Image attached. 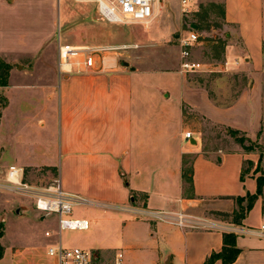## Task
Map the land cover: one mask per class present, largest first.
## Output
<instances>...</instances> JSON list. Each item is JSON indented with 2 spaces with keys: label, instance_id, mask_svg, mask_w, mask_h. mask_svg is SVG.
I'll return each instance as SVG.
<instances>
[{
  "label": "crops",
  "instance_id": "0c3cea01",
  "mask_svg": "<svg viewBox=\"0 0 264 264\" xmlns=\"http://www.w3.org/2000/svg\"><path fill=\"white\" fill-rule=\"evenodd\" d=\"M75 1L84 7L72 0H0V68L6 72L0 165L53 174L64 192L87 201L74 207L84 209L74 218L88 220L89 228L63 241L62 232L55 235L56 216L35 213L53 237L20 234L24 244L2 246L0 264H51L46 250L58 242L93 251L96 264H114L118 256L122 264H205L221 252L228 233L239 250L230 264H264V186L240 224L221 218L238 211L236 198L255 194L260 175H244L243 165L250 161L255 168L258 156L205 152L195 131L184 139L185 108L248 139L263 131L264 0H220L224 30L214 67L222 78L212 89L163 62L150 70L122 66L112 52L102 64L96 57L92 69L61 68L59 47L110 48L106 26L119 25L95 22L97 5ZM198 3L188 2L192 8ZM100 35L107 41L98 43ZM216 43L219 38L204 44L214 50ZM183 170L191 182L183 180ZM19 198L0 196L2 225V213L13 210L17 219L26 211L28 203ZM178 215L193 228L171 222Z\"/></svg>",
  "mask_w": 264,
  "mask_h": 264
},
{
  "label": "rangeland",
  "instance_id": "374dc122",
  "mask_svg": "<svg viewBox=\"0 0 264 264\" xmlns=\"http://www.w3.org/2000/svg\"><path fill=\"white\" fill-rule=\"evenodd\" d=\"M72 2L73 4L78 3L75 0H72ZM159 3H162V6L159 7L161 13L155 16L156 18L147 26L139 24L106 26L109 30L107 38H109L110 48L96 47L97 45L88 46L90 48L107 49V51L101 54L99 52L96 55L99 59L102 57L106 58L108 53L112 52L113 56L120 62H127L138 70H150L156 62H163L169 64L168 69H177V72L180 73L182 71L180 68L182 60L180 57L179 39L188 35V32L192 30L191 25H196L197 41L189 50L188 61L200 64V67L196 71L183 72V75L187 80L207 89H212L215 85L219 86V81L222 77L214 66L217 64H215V60L219 58V45L222 43L218 34L223 33L224 30L220 0H199L198 5L194 6V8L190 4L185 6L182 4L178 5L173 0H160ZM78 6L84 7L80 3H78ZM95 22L102 23L105 21L101 20L98 15L95 17ZM152 32L157 35L165 32L167 37L164 38L162 35L152 36ZM102 36H97L98 43L107 41V38ZM215 38H219V43H216V49L212 50L210 49V44L208 46L204 44L205 42L213 41ZM0 76H6L4 69L0 68ZM229 78H224V81H231V78ZM184 115L186 121H189L187 125L189 128L186 132L195 131L197 141L201 143L205 152L239 150L245 153H255L259 158L257 165L253 168L252 162H245L243 174L258 173L261 175L264 172V128L257 136L248 139L243 134L229 131L201 119L196 114L189 112L187 108L184 109ZM191 123L194 125H191ZM6 168L7 166L0 165V171H4ZM53 179V174L50 172L46 174L45 170L37 171L24 168V181L34 187H46L54 181ZM8 194L12 193L7 190H0V196ZM19 199L24 203H28L25 204L26 211L19 215V218L16 219V213L13 210L9 213L10 215H7V212L2 213L6 218H4L3 235L0 242H2L1 246L10 249L11 247L24 244L20 234L26 235L29 232L35 239H38L45 231L50 230V226L47 225L45 220L40 222L35 217L36 211L31 201L22 197ZM242 204L244 205L245 202ZM83 211V208L78 207L73 210L71 217L74 218V214H80ZM237 216L238 213H235L231 217L223 216L221 218L228 222H240V218ZM49 218L47 216L46 220ZM0 225H2L1 221ZM76 236L74 231L62 232L63 241L75 240Z\"/></svg>",
  "mask_w": 264,
  "mask_h": 264
},
{
  "label": "built area",
  "instance_id": "2783aa9c",
  "mask_svg": "<svg viewBox=\"0 0 264 264\" xmlns=\"http://www.w3.org/2000/svg\"><path fill=\"white\" fill-rule=\"evenodd\" d=\"M97 5V13L101 20L107 23L128 25V24H149L156 16L160 0H89ZM189 0H181L182 5H187ZM197 41L195 31L188 32L186 37L179 39L180 44V68L183 72L196 71L200 64L188 61L189 50ZM107 51L106 48H73L70 46L59 47L60 67L71 65L82 66L92 69L97 61L96 55ZM103 63V57L100 59ZM61 67V68H62ZM62 70V69H61ZM192 138L191 132L184 133V139ZM18 195L31 201L34 210L38 216L46 217L54 215L57 218L56 232L57 237L63 231H86L89 228V222L86 219L72 218V212L75 206L86 204L87 201L64 192L58 179H55L46 187H34L24 181L23 168L15 165L8 166L4 171H0V190ZM152 217L156 220H164L163 213H155ZM171 222L175 225L188 228L192 227L190 220L185 215L174 217ZM260 231H264V224L260 226ZM51 232H45V237H50ZM46 255L51 264H96L97 256L91 250L79 247H65L60 242L51 245L46 250ZM114 264H122L121 257L115 259Z\"/></svg>",
  "mask_w": 264,
  "mask_h": 264
},
{
  "label": "trees",
  "instance_id": "16d2710c",
  "mask_svg": "<svg viewBox=\"0 0 264 264\" xmlns=\"http://www.w3.org/2000/svg\"><path fill=\"white\" fill-rule=\"evenodd\" d=\"M0 85H6V76H0ZM184 164V163H183ZM190 172L187 170H183V180L185 182H191L190 178ZM240 180L243 181V175H241ZM257 189L255 194H246L244 197H238L236 198V203L238 206V211L235 212L238 213V218L243 219L245 215L252 209V206L257 198L262 192V187L264 186V172L261 173V175L257 178ZM245 202L243 205L242 203ZM235 224H240V222H233ZM3 225H0V238L3 235L2 231ZM235 235L228 233L223 234V247L221 252L219 253H213L211 256L207 259L205 264H212L213 262L217 260H221L222 264H230L233 261H235L239 250L236 248L235 245ZM3 256V247L0 245V259Z\"/></svg>",
  "mask_w": 264,
  "mask_h": 264
},
{
  "label": "water",
  "instance_id": "95a60500",
  "mask_svg": "<svg viewBox=\"0 0 264 264\" xmlns=\"http://www.w3.org/2000/svg\"><path fill=\"white\" fill-rule=\"evenodd\" d=\"M192 28L195 29V26H192ZM121 65L127 67L128 66V63L123 62V63H121Z\"/></svg>",
  "mask_w": 264,
  "mask_h": 264
},
{
  "label": "bare ground",
  "instance_id": "6f19581e",
  "mask_svg": "<svg viewBox=\"0 0 264 264\" xmlns=\"http://www.w3.org/2000/svg\"><path fill=\"white\" fill-rule=\"evenodd\" d=\"M148 24L144 25V26H147Z\"/></svg>",
  "mask_w": 264,
  "mask_h": 264
}]
</instances>
